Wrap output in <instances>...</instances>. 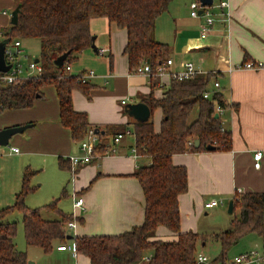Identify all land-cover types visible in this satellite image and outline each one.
I'll return each instance as SVG.
<instances>
[{"label": "crops", "instance_id": "obj_1", "mask_svg": "<svg viewBox=\"0 0 264 264\" xmlns=\"http://www.w3.org/2000/svg\"><path fill=\"white\" fill-rule=\"evenodd\" d=\"M193 1L196 0H172L169 9L156 21L155 36L169 44L173 70H180L185 61H192L203 73H217L226 106L222 113L215 114H219L223 129L231 132L232 148H206L173 156L174 164L184 165L188 170V189L179 196L182 232H198L193 218L209 208L207 202L213 199L220 201L218 205L230 202L239 189L264 191V68H237L246 58L264 62V0H220L227 1L228 6L214 14L212 31L206 37L200 33L205 16L191 15ZM10 8L12 11L16 8L13 0H0L1 40L12 25ZM91 32L96 36L98 51L92 47L83 51L69 73L79 75L94 70L97 76L89 80L88 92L74 89L72 101L76 110L86 112L91 124L102 130L104 141L114 135L104 134L105 130L116 132L135 126L136 119L126 111L129 103L145 102L151 93L161 98L171 79L168 76L150 79L130 70L124 52L128 32L115 22L94 19ZM102 48L106 51L101 52ZM41 91L42 95L30 107L0 112V129L32 124L10 138L12 147H18V151H12L11 147L8 152L0 153V185L1 180L9 184L10 179L12 190L5 200L0 194V207L15 202L23 187L25 171L37 169L43 176L48 175L54 194L65 188L71 177V191L65 188L64 195L72 201V211L67 213L73 214L76 225L67 227L74 236L118 235L142 224L145 196L135 174L141 165L150 164L151 158L133 154L136 136H126L110 153L88 164L74 166L69 161L66 167H61L60 158L81 153L80 143L73 140L70 129L60 120V100L55 86H43ZM152 120L155 130L160 131L161 108L154 109ZM258 150L263 152L259 168L254 164V153ZM33 179L42 181L39 185L44 186V179L32 177L31 183ZM78 198H83L84 203L76 207L74 202ZM158 237L173 239L176 235L160 226ZM260 237L261 249L264 237ZM68 239L71 243L67 242L65 249H59L62 244L55 242L50 252L43 251L48 256L46 262L34 259L29 251L28 258L35 260L34 264H92L87 255L73 253L69 247L74 239Z\"/></svg>", "mask_w": 264, "mask_h": 264}, {"label": "trees", "instance_id": "obj_2", "mask_svg": "<svg viewBox=\"0 0 264 264\" xmlns=\"http://www.w3.org/2000/svg\"><path fill=\"white\" fill-rule=\"evenodd\" d=\"M13 1L19 6L18 21L10 26L4 37L9 41L39 39L38 58L44 76L0 86V112L30 107L37 96L42 95L41 87L53 85L60 100V120L70 129L76 142L80 143L91 128L102 133L99 127L91 124L86 112L73 106V90L80 88L88 92L90 84L82 83L79 75L67 70L83 51L92 47V20L106 18L127 30L124 52L132 72L144 62L155 68L170 58L169 44L157 40L155 30L157 19L169 9L172 0ZM67 51L70 54L64 64L56 65V58ZM213 79L214 83L219 81L217 73H200L186 80L172 79L161 98L153 93L145 98L152 113L156 108L162 109L163 120L160 131L155 130L152 113L148 121L135 122V145L139 155L151 158V163L141 165L135 174L145 196L142 224L118 235L74 236L67 227L73 214L60 208L61 198L41 207H27L25 200L35 190L31 179L36 172L26 170L15 202L0 207V264H28L27 251L18 249L15 242L17 222L8 220L16 211L23 213L27 245L40 247L45 253L53 249L55 242L67 246L71 236L76 251L87 255L92 264H197L198 246L208 238L199 232L181 231L179 196L188 189V170L184 165L174 164L173 156L206 149L207 144L221 150L232 148L231 132L224 130L221 119L214 116L217 105L225 107L226 100L220 89L210 87ZM207 91L210 96L205 97ZM116 132L105 130L104 134ZM197 138L201 140L198 147L195 145ZM67 163L69 158H60L61 167H66ZM234 205V211L239 209L240 216L232 222L230 230L213 235L222 251L211 264H229L230 247L244 235L256 233L264 237V191L237 193ZM44 212H52L56 217L46 218ZM160 226L175 233L176 237L159 238ZM145 257L150 260L146 261Z\"/></svg>", "mask_w": 264, "mask_h": 264}, {"label": "built area", "instance_id": "obj_3", "mask_svg": "<svg viewBox=\"0 0 264 264\" xmlns=\"http://www.w3.org/2000/svg\"><path fill=\"white\" fill-rule=\"evenodd\" d=\"M214 4V2H213ZM212 5H203L201 0L193 1L190 4L191 15L193 17H199L201 15L205 16V23L201 26L200 33L202 37L208 36L211 33L213 24L215 21L212 12L210 11V6ZM219 6L221 8H225L228 6L227 1H221ZM202 10V12H201ZM106 49L102 48L101 52H105ZM5 60L6 64L10 65V68L7 71H0V86L17 83L26 79H34L44 76L43 66L41 64L40 58L39 61L36 62V58H32L21 39H11L7 42L5 47ZM174 62L171 58L164 60L155 68L149 63L144 62L141 64L134 73L142 74L150 79L153 77H165L168 76L170 79L176 80H186L203 73L199 70L192 61H185L182 65V69L173 70ZM238 69H253L259 70L264 68V62L261 61H247L237 66ZM71 69V65L67 66V70ZM97 74L94 70H87L79 74V81L82 83H88L89 80L93 77H96ZM214 87L219 90L221 85L219 81L214 83ZM210 96V92H205V97ZM1 101V96H0ZM123 103H126L124 100ZM224 107L220 104L217 105L216 111L218 113H222ZM126 136L135 137V126L129 125L124 130L117 132L114 134L109 140H102L101 134L96 131V129L91 128L88 131L87 136L80 142V150L81 153L78 155H72L69 157V161L74 166H79L83 164H88L94 161L97 158L102 157L105 154H108L112 151L113 147L119 144L123 138ZM102 149V152H100ZM12 151H18V147H12ZM133 154L137 156L139 154L137 147L134 143L132 147ZM263 156V152L258 150L254 153L255 167H260L261 158ZM237 193H242L239 189ZM219 200L213 199L206 203V207L212 208L219 204ZM84 203L83 198H78L75 200L74 205L76 207L82 206ZM70 227L76 225L75 221H70L68 223ZM59 249H65L67 246H59ZM69 248L72 249L74 254H77L75 245H71ZM145 260L149 261L150 257H145ZM212 260L209 256L202 252H198L196 255V263L197 264H211ZM229 264H264V246L259 249H251L249 251L242 252L240 254L235 255L231 258Z\"/></svg>", "mask_w": 264, "mask_h": 264}, {"label": "rangeland", "instance_id": "obj_4", "mask_svg": "<svg viewBox=\"0 0 264 264\" xmlns=\"http://www.w3.org/2000/svg\"><path fill=\"white\" fill-rule=\"evenodd\" d=\"M220 0H214V5L210 6V11L212 12V15L216 14V12L221 9L219 6ZM9 11H12L11 8ZM24 46L28 52V54L32 58H37L40 56V42L37 38H29L23 40ZM19 134V133H16ZM12 147V141L8 145H0V153L8 152L10 148ZM8 157L4 159H8ZM3 159V160H4ZM11 168H14L12 165H10ZM6 168V165L4 166ZM36 172L33 177L35 178H42L44 179V186L39 185L42 181H37L33 179L32 186L35 187L36 190L31 191L27 197H26V205L29 208H36L41 207L46 203H50L51 201L61 198L59 200V206L62 207L66 212L72 211V201L71 197L64 195V189L67 188L71 191L72 188V180L71 177L69 178V181L65 184V188L56 190V194H54V185L50 182L48 175L45 177L43 176L42 172H37V169H34ZM4 174L6 172L4 171ZM12 175V174H11ZM9 184L10 179L8 180ZM9 184L5 180H1L0 185V194L3 195L4 200L6 199V194L11 192V187H9ZM39 185V186H37ZM55 195V196H54ZM207 212V213H206ZM44 216L46 218H54L56 217L55 214L52 212H44ZM197 217L193 218V222H195V225L197 227V231L200 234H203L207 236V240L205 242H200L198 246V251L206 254L210 257V259H214L216 256H218L221 251L222 247L219 241L213 239V235L215 233L224 232L227 230H230L232 228V222L239 218L240 211L239 209H236L233 212H229V200L224 201V203H220L218 206H214L213 208H207L205 209L201 214L196 215ZM9 221H16L17 222V235L15 237V242L17 244L18 249L29 251L30 255L34 259H38L40 262L45 261L48 258L46 254L43 253V250L40 247L36 246H28L26 242V237L24 233V225H23V213L16 211L9 215L8 217ZM71 233V232H70ZM262 238L256 234V233H249L244 235L236 244H234L232 247H230L228 253L231 258H233L235 255L240 254L245 251H249L251 249H259L260 246H262ZM68 242L71 243V240ZM35 261V260H33Z\"/></svg>", "mask_w": 264, "mask_h": 264}, {"label": "water", "instance_id": "obj_5", "mask_svg": "<svg viewBox=\"0 0 264 264\" xmlns=\"http://www.w3.org/2000/svg\"><path fill=\"white\" fill-rule=\"evenodd\" d=\"M203 5H212L214 0H201ZM202 12V10H201ZM18 14H19V6H17L13 11H12V17H11V23L14 25L18 21ZM96 36L93 37V43H92V48L95 51H98V47L95 43ZM9 40L5 39L0 41V71H7L10 68V65L6 64L5 60V47L6 44ZM70 54V51H67L63 53L62 55L58 56L55 60V64L58 66H61L64 64L66 59L68 58ZM39 61V58H36V62ZM126 111L133 116L136 121L139 122H146L150 119L151 117V108L149 105L145 102H135V103H129L126 106ZM219 114H215V118H218ZM32 124H24V125H18V126H11V127H6L3 129H0V145H8L10 143V138L16 134V133H21L25 131L28 127H30ZM98 131V130H96ZM201 144V140L199 138L195 139V145L198 147ZM207 149L213 150L216 148L215 145L207 144ZM234 211V200H230L229 202V212ZM69 238H72L69 236ZM35 261L32 259H28V264H34Z\"/></svg>", "mask_w": 264, "mask_h": 264}]
</instances>
